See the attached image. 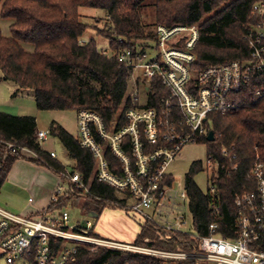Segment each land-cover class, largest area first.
<instances>
[{
  "label": "built area",
  "instance_id": "built-area-1",
  "mask_svg": "<svg viewBox=\"0 0 264 264\" xmlns=\"http://www.w3.org/2000/svg\"><path fill=\"white\" fill-rule=\"evenodd\" d=\"M252 16L255 21L244 35L249 58L200 72L193 68L197 61L193 50L200 40L199 25L158 26L155 39H138L134 49L119 55L107 48L103 51L110 57L119 56L132 71L135 90L130 99L135 107L126 111L129 122L117 131H107L97 114L80 111L79 142L94 154V178L112 187L119 199L126 201L122 208L141 218L154 237H144L141 244L123 243L95 234L92 221L71 224L65 207H57L66 200L93 198L94 178L87 181L81 172L66 167L57 174L60 181L54 195L39 215H17L0 207V257L8 264L21 259L29 264H72L81 248L91 252L104 248L141 256L136 264H264L263 158L257 155L249 172L254 188L236 196L238 216L232 238L196 232L186 181L168 173L184 147L199 145L201 138L209 136L208 123L214 112L228 115L237 110L241 101L235 96L254 82L261 85L253 97L264 98V0L254 4ZM155 78L169 94L160 96L158 105L149 106ZM93 129L122 162V174L111 170L105 148L95 139ZM36 133L40 146L51 135L50 130ZM1 151L6 155L30 152L0 139ZM50 155L58 158L55 152ZM222 155L229 164L212 155L204 162V171L209 175L206 193L214 197L220 173L231 175L239 168L233 163L236 155L232 150L224 149ZM4 160L5 156H0V175ZM216 206L212 204L213 208ZM219 227L216 222L210 230L215 233Z\"/></svg>",
  "mask_w": 264,
  "mask_h": 264
},
{
  "label": "trees",
  "instance_id": "trees-1",
  "mask_svg": "<svg viewBox=\"0 0 264 264\" xmlns=\"http://www.w3.org/2000/svg\"><path fill=\"white\" fill-rule=\"evenodd\" d=\"M258 1L262 0H0V20H15L10 26L11 36L3 34L0 23V73L20 90L33 89L40 111L93 112L102 118L107 131H117L129 122L126 111L135 107L129 94L132 71L119 56L103 54L104 49L119 55L134 49L138 39H155L158 26L199 25L200 40L193 50L196 72L247 60L250 51L244 35L255 21L252 9ZM96 12L106 14L104 30L94 24L101 21ZM102 43L106 46L101 47ZM23 44H31L33 50H26ZM152 84L149 106H156L159 97L169 92L159 78ZM260 85L254 82L235 96L241 101L237 110L228 115L214 112L208 123L209 131L215 133L214 141H208V137L199 141L207 146L208 156L223 163L229 164L223 158L224 149L236 155L233 163L239 168L231 175L220 173L216 197L201 190L195 181L204 171L203 161L194 162L185 175L194 227L200 235L234 237L238 216L236 196L254 188L249 172L257 155L264 160V98L253 97ZM37 131V118L0 112V139L32 151L33 163L60 173L66 167L40 146ZM93 132L105 148L111 170L122 174V162L99 132L95 129ZM50 133L67 148L73 170L81 172L87 181L92 180L97 162L91 150L81 147L79 136L55 123ZM0 156H5L1 191L13 165L26 157L2 151ZM92 193L93 198L82 203V209L92 217H100L108 208L124 211L126 201H121L112 187L96 178L92 181ZM78 201L77 198L72 205L76 206ZM67 206L68 201H62L57 208ZM216 222L220 227L213 233L210 227ZM146 236L154 237V232L141 224L136 243ZM156 246L170 248L163 244ZM78 255L72 264H136L142 259L137 254L104 248L95 252L81 248Z\"/></svg>",
  "mask_w": 264,
  "mask_h": 264
},
{
  "label": "rangeland",
  "instance_id": "rangeland-1",
  "mask_svg": "<svg viewBox=\"0 0 264 264\" xmlns=\"http://www.w3.org/2000/svg\"><path fill=\"white\" fill-rule=\"evenodd\" d=\"M96 17L100 18L101 21L94 23L98 24L101 29L104 30V25L106 23L105 12H96ZM15 22L13 19L0 20L3 34L5 36H11L10 26ZM25 49L32 51L33 46L31 44H23ZM101 47L106 46L102 43ZM130 90L129 94H132L135 90L134 79L131 76L129 80ZM0 111L15 115V116H33L38 120V130L45 131L50 130L53 123L63 124V127L75 137L80 135L79 132V117L77 111H40L35 101V92L33 89L20 90L19 87L13 81H7L3 79L2 73H0ZM42 148H46L49 151H54L60 163H63L65 167L72 170L74 167L73 160L70 154L65 148L63 142L58 138L52 136L49 140L42 144ZM208 158V148L205 144L199 145H188L184 147V150L178 155L176 160L170 165L168 173H171L180 181H185L186 174L189 172L192 164L196 161L206 162ZM17 162L25 163L29 166H36L42 168L43 172L40 176L31 175L27 178L29 183L31 181L37 183L36 188L33 190L35 193L41 192L42 189L52 188L53 185H57L60 181L57 174H55L50 168L43 167L38 164L33 163L30 159H20ZM33 178L35 180H33ZM195 181L201 190L207 192L209 187V175L206 171L200 172L196 177ZM57 183V184H56ZM5 185V184H4ZM56 188V186H55ZM3 186L0 193V206L17 215L29 216L32 215L23 214L22 210L28 207L30 203V198L37 197L35 193L31 195L27 194V190L16 192L13 195L11 193L5 194L6 192ZM55 190V189H54ZM4 193V194H3ZM10 194V195H9ZM4 196V199H3ZM76 199L68 200V206L64 209L70 214L71 224L75 222L85 223L87 221H92L95 224V230L98 234L108 235V238L119 242L136 243L137 237L140 232H136L135 225L140 229L142 220L136 216H133L127 210L124 209H114L108 208L100 217H91L88 212L82 209V203L85 200L79 199L76 206H73V202ZM67 201V200H66ZM135 224V225H134ZM137 233V235H136ZM100 237L102 235L98 234ZM136 235V236H135ZM135 236V237H134ZM152 237V236H149ZM104 238V237H103ZM142 242L138 243L141 244ZM152 247V246H151ZM95 252V251H94ZM0 264H8L4 257H0ZM15 264H29L27 261L21 259L15 262Z\"/></svg>",
  "mask_w": 264,
  "mask_h": 264
},
{
  "label": "crops",
  "instance_id": "crops-1",
  "mask_svg": "<svg viewBox=\"0 0 264 264\" xmlns=\"http://www.w3.org/2000/svg\"><path fill=\"white\" fill-rule=\"evenodd\" d=\"M0 112H2V111H0ZM55 124L59 125V126L60 125L63 126V124H61V123L58 124L57 122H55ZM44 150H46L49 153L54 152V151H49L46 148ZM23 155L26 157V159L35 158V154L32 151L25 152ZM25 163L16 162L13 165V167H12L11 171L9 172L7 179L4 183L5 185H3V189L6 191V192H4L5 194L11 193V191H13V195H14V193H16V192H21V191L25 192L26 190H27L28 195L35 193L33 190L36 188L37 183H35L33 181H31V183H29L27 178H30L31 175H34V176L39 175L40 176V173L43 172V170L40 167L29 166V165H27L28 163L27 164H25ZM33 180H35V179L33 178ZM57 185L54 184L52 188L42 189L41 192L35 193V195L37 197H35V198L31 197L30 198V203L28 204V207L26 209L22 210V213L23 214L29 213V215L33 214V216L39 215L42 211H44L48 207V205L52 199V196L54 195L53 192H54L55 186H57ZM1 195H2V192L0 193V196ZM3 199H4V196H3ZM135 229H136V232L137 231L140 232V229L138 227H136V225H135ZM98 234L102 235V237H104V238L109 239L107 237L108 235H105V234L103 235L99 232H98ZM136 235H137V233H136ZM110 239H112V238H110Z\"/></svg>",
  "mask_w": 264,
  "mask_h": 264
},
{
  "label": "water",
  "instance_id": "water-1",
  "mask_svg": "<svg viewBox=\"0 0 264 264\" xmlns=\"http://www.w3.org/2000/svg\"><path fill=\"white\" fill-rule=\"evenodd\" d=\"M215 139V133L214 132H211L208 136V141L212 142L214 141ZM91 216V215H90ZM92 217V216H91Z\"/></svg>",
  "mask_w": 264,
  "mask_h": 264
}]
</instances>
